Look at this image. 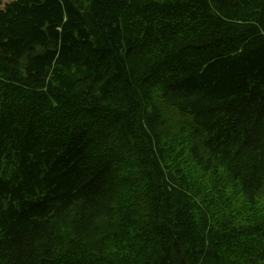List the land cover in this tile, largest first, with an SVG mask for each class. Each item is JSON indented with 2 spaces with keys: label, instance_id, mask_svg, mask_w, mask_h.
<instances>
[{
  "label": "trees",
  "instance_id": "16d2710c",
  "mask_svg": "<svg viewBox=\"0 0 264 264\" xmlns=\"http://www.w3.org/2000/svg\"><path fill=\"white\" fill-rule=\"evenodd\" d=\"M263 192L264 0H0V264H264Z\"/></svg>",
  "mask_w": 264,
  "mask_h": 264
},
{
  "label": "rangeland",
  "instance_id": "374dc122",
  "mask_svg": "<svg viewBox=\"0 0 264 264\" xmlns=\"http://www.w3.org/2000/svg\"><path fill=\"white\" fill-rule=\"evenodd\" d=\"M171 114L174 112H170ZM186 122L185 118L183 117H179V116H174L173 119L171 121H169V123L166 124V126L169 128V134L166 135V139L170 140L172 136H176L177 138H179V142L181 141V143L179 144V148H177V153H179L180 150H184L185 153L187 154V164L188 165H193L192 162V154L189 153L188 154V150L189 148H191V143H190V139L187 137L189 135H186V132H190L188 129V124L186 123H182V122ZM176 153V156H177ZM197 171V169H196ZM134 174V173H133ZM135 179H136V175ZM196 187L197 189L201 192L202 196L200 198L197 199L198 202H200L199 204L208 207V211L211 214L210 219H212L214 222H216V226H219L221 224H225V220L223 216V213L228 209L229 204L227 202V200H225L224 198H222V196L215 192L212 189V185L209 182H205V181H197L196 183ZM136 192V196L134 197V204L136 206L137 209H141V207L144 204V196L141 194L140 192V186L139 184H137V189L135 190ZM202 198L205 200L206 203H202ZM224 201L227 203V206L224 204ZM235 204H238V202L235 200ZM206 210V209H205ZM259 216L261 217L264 214V192L261 195V198L259 200V204H258V210H257ZM249 217H253L254 215H247ZM249 223V222H247Z\"/></svg>",
  "mask_w": 264,
  "mask_h": 264
}]
</instances>
